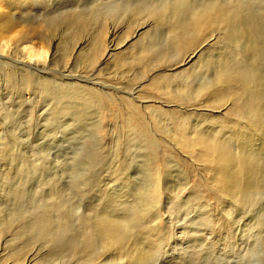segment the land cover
<instances>
[{"label":"rangeland","instance_id":"1","mask_svg":"<svg viewBox=\"0 0 264 264\" xmlns=\"http://www.w3.org/2000/svg\"><path fill=\"white\" fill-rule=\"evenodd\" d=\"M46 1L31 5L29 0H17L15 5L22 9H13V15L33 22L35 30L29 41H19L17 31L8 34L9 38L3 41L6 55L0 63V221H5L7 231L17 234L14 232L16 235L9 237L4 252L0 251V264H10L7 253L13 255L17 249L21 251V259L29 250L35 251L37 257L31 264H82L76 256L67 258L68 252L58 259L48 256L46 241L36 238L34 232L23 229L22 225L31 214L45 212L52 220L53 228L52 224L50 228L54 230L57 225L54 234L64 241L82 228L86 220L84 230L87 228L91 233L97 227L99 209L110 210L112 205L122 211L124 205L120 200L124 199H131L135 212L137 210L132 222L134 226L132 223L124 226L128 241L143 239L148 226L153 222L159 224L157 238L161 237V248L160 253L149 260L152 264H238L243 251L255 243L253 237L264 234V190L255 192L249 200H241L238 195L232 203L228 196L216 195L210 183L211 172L192 155L187 157L184 152L180 153L181 150L169 141L171 139H167V133L155 126V115L150 112L151 107H159L174 110L181 118L189 113L190 124L204 128L209 121L207 115L222 119L228 112L227 105L210 109L199 102L178 105L159 97H143L140 93L156 74L188 70L202 51L208 61L193 68L194 73L192 71L188 76L192 84L211 74L216 55H230L257 74L258 86L264 91V49L261 55L251 49L252 34L249 27L247 30V22L243 21L247 17L246 11L255 10L264 28V0H210L211 3L208 0L225 10L232 4L227 11L230 20L219 24L220 29L216 26L211 30L212 38L201 43L197 57L183 62L189 53L178 55L175 63L158 65L152 71L143 70L140 63L129 58L128 62L118 61V58L131 56L141 36H150V42L156 47L168 41L163 23L144 24V18L132 14L128 3L138 0ZM1 3L2 0L0 6ZM5 10V6L0 7V11ZM129 23L130 27L126 28ZM263 32L262 38L259 36L262 42ZM30 49L42 55L28 60L26 54ZM93 53L94 60L90 62L88 58ZM25 61L30 65L24 64ZM89 88L100 91L101 97L109 95L113 98L116 104L108 107L116 113H128L126 102L132 101L146 116V124L152 132L172 150L167 154L170 161L166 170L160 168L157 174L160 201L150 199L154 192L147 188L151 178L150 175L148 178V171L154 165L143 160L145 147L142 141L128 131L121 114L106 117L109 111L100 109L101 98L90 93ZM190 93L194 96V92ZM260 101L264 103L263 98ZM261 102L253 114V117L257 116L255 119L259 116L258 121L252 118L247 128L249 141L245 144L247 147L250 143L248 148L258 159L264 158V105ZM156 119L165 130L171 126L164 116ZM228 128L225 126L222 138L237 151L239 138L231 136ZM141 172L145 176L147 173L145 180ZM198 183L202 184L201 188ZM164 188L176 194L173 198L176 205L169 209L171 202L166 200ZM92 234L95 238L92 248H101L95 233ZM135 254L136 251L131 255L132 259ZM102 261L100 264H125L113 255H105Z\"/></svg>","mask_w":264,"mask_h":264},{"label":"bare ground","instance_id":"2","mask_svg":"<svg viewBox=\"0 0 264 264\" xmlns=\"http://www.w3.org/2000/svg\"><path fill=\"white\" fill-rule=\"evenodd\" d=\"M16 1L17 0H2L1 3V6H5L7 10L0 11V63H2V59L6 55V54L4 55L3 41L5 38L8 37V34L10 33L12 34L13 32L15 33L17 31L16 35L18 34L20 36V38H18L20 39L19 41L23 42V41H29L30 38L32 37L31 36L32 33L35 30L33 27L34 25H32L33 22L22 20L19 16L13 15L12 13L14 12L13 9L15 8L22 9V7L18 8V6L15 5ZM29 1L31 2V5L39 4L40 2V0H29ZM209 1L208 0L207 1H199V0H168V1L163 0L162 1L161 0V1L151 2L148 0H138L135 3H128V8H130V10L132 9L131 10L132 14H134L137 17L144 18L143 20V23L145 22L144 24L151 23V25H153V23H157V22L163 23L167 28L165 29L167 31L166 35H168V38L167 36L166 38L168 39V41L163 46L162 44L161 46L159 44L160 47H156L155 44H152L150 42V36H147L145 38H142L143 36H141L140 38L139 36L140 41L137 40L138 42L136 43L135 48L131 53V56L125 57L123 59L118 58V61L124 63V62H128L127 60L130 59L134 61V63L135 62L140 63L141 66L143 67V70L146 71H150V70L152 71V69H154V67L158 65L171 63V62L175 63L176 56L178 55L180 56L186 53L189 54L186 56V58H184L183 62L186 61L188 62V60H190L191 58L197 55L198 51H201V47H199L201 43L205 41L207 42V40L212 38L211 33H213V31L211 30L214 27L219 26V24L221 26L224 24V22L230 20L229 19L230 15L227 11L228 10L230 11V6H232V4L229 6L227 10H225L223 7H218L210 4L211 1L213 2V0H211L210 3ZM43 2L47 3L46 0H43ZM126 8L127 7H125V9ZM236 9L237 8H235V10ZM254 11L249 13H247L246 11L245 14H247L246 15L247 17L246 20L244 19L243 21L247 22L246 25L248 24V26L246 25L245 26L247 27V30L249 27V30L251 32L250 34H252V38L250 36L251 38L250 45L252 47L251 49H253L256 53L260 54L261 51L264 49V42H262L259 39V36L262 38L263 36L262 32L264 31V28L260 23L261 17L258 16L256 13H254ZM22 23H24V25H22ZM130 25L131 24L129 23L125 27L129 28ZM134 33L138 35V30H135ZM148 33L149 32L143 33V35ZM246 34H248V32ZM199 53H200V55L198 56L199 59L197 58L196 63H194L186 71H180L178 73H172L169 75H165V74L154 75L146 84V88L142 90L140 96L143 97L151 96L156 98L159 97L160 99H163L167 102L170 101V102L178 103V105L187 104L190 102L191 103L199 102L201 103V105L203 104L208 106L209 109L214 107L221 108V106L223 107L227 105L226 107L228 109V112L222 117V119L220 118L218 119L216 117H210L209 115H207L209 121L204 128L203 127L199 128L191 125L189 122V117H190L189 113L185 115L183 118H181L178 117V115H176L175 113L176 111L171 109L164 110L159 107H151L150 112L151 113L153 112L155 115V116L153 115L155 118L154 119L155 126L158 128V130H161L168 134V135L166 134V136H169L167 137V139L168 138L171 139L168 140L172 142V145L174 143L175 148L176 146L178 147L176 149L181 150L180 153L184 152L186 154L185 156L187 157H189L188 155H192L194 159L198 161L204 169H208L211 172L210 183L212 184V189L214 193H216V195H220L221 197L228 196L231 203L232 200H234V198L238 199L237 197L238 195H240L241 200L242 199L249 200V198H251L252 194H254L255 192L264 190V158H260V157H259L260 159L257 158L254 151L248 148L250 143L247 147L245 145L246 143H248L250 136L247 128L250 127L252 118L255 119V117H257V116L253 117V114L259 102H261L260 100L262 98L264 99V93H263L264 91L263 89H261V87L258 86V83L260 82H258L259 77L257 76V74L253 73V70L247 67L248 65L244 66L240 64L237 58H234L233 56L230 55H223V56L220 55L218 57L216 55L215 56L216 61L214 59L215 63H214L213 71H211V74L210 75L207 74L206 76L200 77L199 79H197V82L192 84V82L188 80V76H190L191 72L193 71V68L198 64H200L201 66V63L208 61L204 51ZM26 55H27V59L31 60L34 56H40L42 54L39 52L38 53L34 52L33 50L30 49L28 50V54ZM94 56L95 53L91 54L88 60H90V62L93 61ZM23 63L30 65V62L25 61ZM262 78L263 77H261V79ZM176 84L178 85V88H176ZM89 91L93 95H96L97 97L101 98L100 109L109 111L108 112L109 114H107L106 117L113 114L114 115L121 114L123 116V121L128 128V131L134 134V136L139 137L140 140L142 141L143 143L142 145L145 147L143 160L146 161V163L148 164L151 163L152 165H154L152 168H150L151 170L148 169L149 170L148 178L149 175L151 176L150 180L146 178L148 180L147 182L148 190H152L154 192L153 195H151L152 197H150V199L152 202L160 201L161 200L159 198L160 194L158 192L161 190H159V182H158L157 174L160 168L161 170H166L168 166L167 163L168 161H170L167 159L168 158L167 154L171 153L172 150L167 144H165L162 141V139L158 135L152 132L153 129H150L146 124L147 121L146 116L144 115L143 112L140 111L138 106H135V104H133L132 101L126 102V107H128L127 108L128 113L126 112L123 113L121 111H118L116 113V111H113L110 107H108L109 105L116 104L113 98H111L109 95H105L101 97L100 96L101 92L95 88H89ZM190 92H194L193 93L194 96ZM256 115H259V113H257ZM157 116H164L165 118L169 119L171 126L168 127L167 130H165L163 126L159 123V120L156 119ZM257 119H255L254 121H258ZM262 121L264 122V120ZM256 123L258 124V122ZM225 126L229 127L227 130L230 131L231 136L239 138L237 144L238 146L237 151H235L236 149L233 150L234 148L231 149L228 143L222 138L223 137L222 135H224L223 133L226 130ZM257 129H259V126L257 127ZM166 136L164 135V137ZM145 167L149 168L148 166ZM143 169L145 170V168ZM143 175H144L143 180H145L147 173L146 176L144 173L142 174V176ZM179 179L180 178H177L178 181ZM13 184L14 183H12L10 186H12ZM201 185H202L201 183H198L199 188H201ZM166 188H164L162 191L163 194H165L166 200L168 202L169 201L171 202V205L168 206L169 209L171 207H174V205H176V199H173L174 196H176V194H173L172 192L170 193V191L168 189L166 190ZM193 192L195 193V191ZM129 200L128 199L120 200V202H122L124 205V207L122 206L123 210L119 209L122 211H117V209H114L110 204H109L111 207V209L109 207L110 210L105 211L101 207L103 211L99 209L101 212L100 213L98 212V218H96V222L94 221L95 219L94 216L97 213L95 211L96 213L94 214L92 221L97 223L96 224L97 227H95L96 226L94 225L95 223L92 224L95 227V228L92 227L95 230V231L93 230L92 232L95 233V237L97 241L100 243L99 246L101 248L98 247L92 248V244L93 242H95L94 235L92 234L91 231H90L91 233H89L88 232L89 230L87 231L86 227H85L86 229L84 230L83 227L86 226L84 224L85 222H88V220L84 221V224L82 223L83 225L81 227L83 228V230L82 228L79 227V230H77L74 234H71L69 238H64V241L63 239H61V237H59L58 234L57 236L54 234L57 225L54 226L55 231L50 228L51 227L50 224H52L51 223L52 220L45 212L31 214L28 221L25 222L22 225V227L25 230L29 229V231L34 232L36 238L39 239L42 238L41 240L43 242L46 241L45 242L46 244L45 247L47 249L46 253L48 256L52 257L53 259L54 258L58 259V257L59 258L63 257L62 253L65 252L66 254V252H68L70 254H68L67 258L70 259L72 256H76L77 261L81 262L82 264H100L101 262H103L102 259L105 255L106 256L113 255L116 258L118 257L123 262L125 261V264L127 263L130 264V262L131 264H152L151 262H149V260L157 256V254L160 253V248H161V244H160L161 237L157 238L158 237L157 235L160 234L158 232L159 224L157 225V222H153L150 226H148L146 234L141 237L143 239L140 238L136 239L137 238L136 237L135 238L136 240L128 241V239L126 238L127 235L126 234L127 232L125 230L126 228H124V226L125 225L131 226L130 223H132L135 220V214L137 212V210L136 212L134 210L132 201ZM108 206L105 205V207ZM137 208L141 210L139 206ZM85 213L86 212H83V214ZM83 214H81L82 215L81 217L85 216ZM78 218H80V215ZM139 219L140 218H138V220ZM80 221L81 220H79L78 223H80ZM4 222L0 221V251L3 252L5 249L4 246L6 245L5 243L9 241V237L12 238V235L15 232V231L13 232L7 231L6 230L7 224H5ZM79 225H81V223ZM133 226L134 224L132 223V227ZM52 228H53V224H52ZM15 229L17 230V228ZM59 229H61V227ZM129 229L130 228H127L128 231H130ZM131 231L134 232V230L132 229ZM137 233L138 231L136 232V234ZM16 234H14L13 236H15ZM43 242L41 243V245L43 244ZM108 249L110 250L107 251ZM17 250L12 252L13 255L11 253H9L8 255L7 253V259L11 261L10 264H31V262L37 257L35 251L29 250L30 252L28 251V254H25L24 257L21 259L19 257V253L21 251L20 249L18 251ZM135 251H136L135 258L132 259L131 255ZM75 252H79V253H75Z\"/></svg>","mask_w":264,"mask_h":264},{"label":"clouds","instance_id":"3","mask_svg":"<svg viewBox=\"0 0 264 264\" xmlns=\"http://www.w3.org/2000/svg\"><path fill=\"white\" fill-rule=\"evenodd\" d=\"M253 239L255 243L243 251L238 264H264V234Z\"/></svg>","mask_w":264,"mask_h":264}]
</instances>
